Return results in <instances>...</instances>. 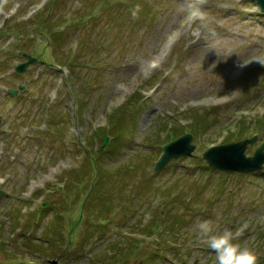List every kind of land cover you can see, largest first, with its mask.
Segmentation results:
<instances>
[{
  "label": "rangeland",
  "instance_id": "374dc122",
  "mask_svg": "<svg viewBox=\"0 0 264 264\" xmlns=\"http://www.w3.org/2000/svg\"><path fill=\"white\" fill-rule=\"evenodd\" d=\"M37 2L0 0V264H216L203 221L264 264V168L226 173L202 158L241 139L239 120L258 136L246 156L264 143L256 4L206 0L179 27L192 0H49L32 11ZM15 48L46 65L5 76L24 61ZM181 132L195 150L155 172ZM83 171L104 198L70 182ZM148 220L154 238L140 227Z\"/></svg>",
  "mask_w": 264,
  "mask_h": 264
},
{
  "label": "water",
  "instance_id": "95a60500",
  "mask_svg": "<svg viewBox=\"0 0 264 264\" xmlns=\"http://www.w3.org/2000/svg\"><path fill=\"white\" fill-rule=\"evenodd\" d=\"M264 10V0H257ZM29 62H34L28 59V62L20 65L17 68L18 72H22ZM256 138H251L238 143H231L209 149L204 153V158L208 161L210 167L223 169L226 171H257L262 169L264 163V144L256 150L253 157L246 158L244 152L248 144H253ZM191 141L190 135H185L179 140L170 143L164 149L165 154L158 163L156 169H160L168 163L172 158L189 155L193 150V146H189ZM107 144V138L103 140V146ZM103 148V147H102ZM101 148V149H102ZM2 192L0 191V196ZM46 205H44L45 207Z\"/></svg>",
  "mask_w": 264,
  "mask_h": 264
},
{
  "label": "clouds",
  "instance_id": "9594fccd",
  "mask_svg": "<svg viewBox=\"0 0 264 264\" xmlns=\"http://www.w3.org/2000/svg\"><path fill=\"white\" fill-rule=\"evenodd\" d=\"M138 12L137 6L132 10V16L135 18ZM197 235L214 251L216 264H258V254L251 248L234 243L230 230L217 234L211 221H203L198 225Z\"/></svg>",
  "mask_w": 264,
  "mask_h": 264
},
{
  "label": "trees",
  "instance_id": "16d2710c",
  "mask_svg": "<svg viewBox=\"0 0 264 264\" xmlns=\"http://www.w3.org/2000/svg\"><path fill=\"white\" fill-rule=\"evenodd\" d=\"M242 124H240L239 126H241ZM103 131V130H102ZM177 131V130H176ZM178 132V131H177ZM239 136L240 137H245V136H247L248 135V132H247V127H244V126H241L240 128H239ZM183 134V133H182ZM176 134H174V136H175ZM250 135V134H249ZM248 135V136H249ZM105 136H109V135H105ZM98 169H100L98 166H96V168H95V170H96V175L98 174ZM88 175L89 174H87L85 171H83L81 174H79L77 177H73L75 180H77V183L75 182V181H70V182H72V183H75V184H78V185H84V190L86 191V192H88L89 191V194H88V197L89 198H91V196H92V194L94 195V193L96 194V198H95V200L94 201H97L99 198H104V196H103V194H101L99 191H100V189H98L97 187L96 188H94V185L92 184V185H88V182H85V179H83V178H87L88 177ZM80 176H81V179H80ZM40 194V193H39ZM38 194V195H39ZM37 196V195H36ZM105 196H106V194H105ZM97 199V200H96ZM92 201H88L87 203H86V205L87 206H91L92 204ZM42 209V211L43 212H45L46 210H43V208H41ZM155 222H156V220H154ZM157 223V222H156ZM155 228V227H154ZM153 228V229H154ZM152 228H151V230H153ZM151 230H149V229H145V234H150L152 231ZM166 234V233H165ZM164 234V235H165ZM29 241L30 240H28V243L26 244V245H28L29 244ZM36 245V243L35 244H32L31 246H29L28 248L29 249H31L33 246H35ZM38 250H40L41 251V253L45 250V249H41L40 247H38ZM52 256H54V255H51L50 257H46V259H42L43 261H45V260H48V262H50V259H52ZM61 255H58L57 256V258L58 257H60Z\"/></svg>",
  "mask_w": 264,
  "mask_h": 264
}]
</instances>
